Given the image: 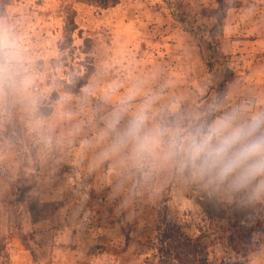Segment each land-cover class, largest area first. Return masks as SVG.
I'll return each mask as SVG.
<instances>
[{
  "label": "rangeland",
  "instance_id": "1",
  "mask_svg": "<svg viewBox=\"0 0 264 264\" xmlns=\"http://www.w3.org/2000/svg\"><path fill=\"white\" fill-rule=\"evenodd\" d=\"M112 1L0 0L13 42L0 80V264H148L163 219L210 235L212 264H264V200L158 166L166 145L114 147L140 110L153 127L182 129L234 101L229 111L264 110V0ZM171 60L183 86L178 115L157 109L168 89L160 66ZM203 192L256 216L236 229L209 221Z\"/></svg>",
  "mask_w": 264,
  "mask_h": 264
},
{
  "label": "clouds",
  "instance_id": "2",
  "mask_svg": "<svg viewBox=\"0 0 264 264\" xmlns=\"http://www.w3.org/2000/svg\"><path fill=\"white\" fill-rule=\"evenodd\" d=\"M13 42L0 27V80L7 76ZM120 120L113 118L115 127ZM140 110L119 130L114 147L131 145L136 152L151 153L166 145V156L191 174L247 197L246 203L264 200V110L237 106L190 129L146 127Z\"/></svg>",
  "mask_w": 264,
  "mask_h": 264
},
{
  "label": "trees",
  "instance_id": "3",
  "mask_svg": "<svg viewBox=\"0 0 264 264\" xmlns=\"http://www.w3.org/2000/svg\"><path fill=\"white\" fill-rule=\"evenodd\" d=\"M95 3L103 9L112 7L114 4L112 0H95ZM197 201L207 220L224 221L233 229L239 228L242 222H251L252 217L256 216L253 210L236 203L228 204L219 201L210 193L203 192ZM41 205L42 207L50 206V204ZM258 215L262 216V213ZM256 222L259 223V218ZM229 239L232 243H236V239L242 241L244 237L242 234L238 236L232 234ZM211 242L210 235L205 232L191 237L185 234L177 223L163 219L156 227L154 248H152L151 260L148 264H212L208 252ZM234 247L235 250L244 252V255L250 250L249 247L240 244ZM221 264L243 263L224 260Z\"/></svg>",
  "mask_w": 264,
  "mask_h": 264
},
{
  "label": "crops",
  "instance_id": "4",
  "mask_svg": "<svg viewBox=\"0 0 264 264\" xmlns=\"http://www.w3.org/2000/svg\"><path fill=\"white\" fill-rule=\"evenodd\" d=\"M158 30H159L158 26H157V28H155V30L154 29H148L146 27L145 32H140V33H142L144 35V37H146V36H151L153 34H157ZM172 32H173L172 29H170L167 31L165 30L163 33L164 34L165 33H168V34L171 33V35H173ZM160 67H161V74L159 76V79L162 83L161 85H163V83L167 84L168 89L166 92L158 94L156 96V99H157L158 103H160V107H161V108L157 107V109L158 110L162 109L164 111H165V109H169L171 115H178V109H179V107H181L180 104L182 101L184 103V99L182 97H180V94H179L183 88V86H179L180 85L179 73L177 71L176 65L173 64V60L170 61V64L168 66L165 67L162 65ZM149 98H151V97H149ZM144 102H146V101H144ZM234 102L232 104L231 103L228 104V106H226L223 111L224 112L229 111V106L234 107V105H235ZM144 104H146V103H144ZM247 108L252 109L253 106L250 105V106H247ZM257 109H256V111H257ZM150 111H153L152 107H150ZM150 115H152L151 112H149L148 116H147V120H146V127L147 128H152L153 127L152 124H154L151 121ZM147 121H150V123L148 124ZM171 128H173V126H171ZM162 151L166 152V147L162 148ZM163 157H164V158H162L163 160L168 159V161H161V162H159L160 164L158 166H161L162 164L165 165V164L169 163L170 167H173L174 165L178 167L179 164L175 160L168 158L166 156V154ZM108 167H110V166H108ZM94 169L98 171L99 166L98 165L94 166Z\"/></svg>",
  "mask_w": 264,
  "mask_h": 264
}]
</instances>
